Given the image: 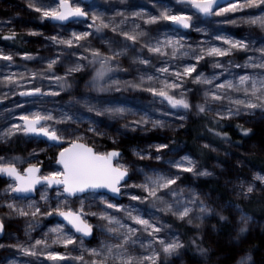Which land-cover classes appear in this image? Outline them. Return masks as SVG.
<instances>
[{
	"label": "snow or ice",
	"instance_id": "snow-or-ice-1",
	"mask_svg": "<svg viewBox=\"0 0 264 264\" xmlns=\"http://www.w3.org/2000/svg\"><path fill=\"white\" fill-rule=\"evenodd\" d=\"M119 2L125 7L116 8L111 15L100 11L98 5L86 4L85 0L30 2L29 7L40 13L41 19L64 22L70 18L79 21V18L90 17L91 23L87 25L89 30L72 31L67 38L59 35L49 37L54 44L67 46L68 50H73L72 55L77 56L76 61L67 66L63 75L56 74L54 70V66L61 61V56L57 55L47 61L46 69L4 72L3 68H0V85L7 87L12 95H17L14 89H19V96L31 98L25 103L36 104L45 97L59 96L60 92L72 89L73 83L69 82V78L92 67L93 74L85 82V87L97 93L119 92L121 89L129 88L146 91L152 94L154 100L159 99L162 105L166 102L175 110L164 112L165 116H176L181 111L187 113L193 107L189 100L192 89L186 86L188 80L205 86L203 101L195 105L199 113L212 111L213 104L223 105L224 101L228 102L227 107L215 110L218 120L238 116L241 112L251 113L256 109H264V36L253 37L249 34L243 38H236L217 30L214 40L222 43L203 40L193 46L187 43L185 35L163 23L168 21L183 29L195 28L197 32L207 33L206 27L197 26L201 16L221 17L227 13H240L235 18L225 17L217 23L232 25L245 23L264 30V0H228L224 7L220 6V0H177L178 4L188 5L195 10L191 13L175 10L168 0H149L157 8V14H152L143 7L129 11V0ZM144 25H158V28L153 33ZM104 29H111L122 39L112 37L105 39L102 35ZM16 35L14 31L10 32L5 39L14 38ZM96 35L105 39L106 51L91 45L88 38ZM137 44L140 45L139 49L136 48ZM80 48L84 51L75 50ZM144 49L159 57L162 61L161 66L156 68L155 72L138 68L136 79L121 80L118 74L127 70L121 68L120 60L130 52H134L131 56L134 64L154 67L151 56H144ZM239 51L253 54L246 56L243 63L229 59L225 65L218 59L230 57ZM22 55L25 59H33L27 52ZM206 57L213 59V68L222 71L210 76L198 71V65ZM185 58L195 62H186ZM0 60L9 62L4 66L8 69L15 63L13 55L5 54L3 51H0ZM97 65L99 67H96ZM233 67L244 71L242 74L232 72ZM225 73L231 78H225ZM29 76L31 79L27 78ZM44 80L55 83L59 91L51 87L45 89ZM33 81H38L39 86ZM25 84L31 86L24 87ZM232 93L241 95L234 96ZM7 95L8 93L0 95V100L6 99ZM76 104H82L88 113L94 112L97 117L108 115L113 120L123 119L126 115H137L140 111L125 106L115 98L83 96L76 98L75 103L69 102L56 109L59 115H54L52 109L43 108L22 112L18 117L20 123H13L0 130V141H8L17 133H23L35 138L45 137L46 142H50V147L60 148L56 160L61 166L60 170L49 171L46 174H41L42 162L28 163L27 167L21 170L18 164L25 163V158L0 156V175L10 178L3 191L12 194L5 201V205L11 212L33 218L26 234L32 231L33 225H40V217L48 218L55 214L63 218V222H57L49 227L43 237L36 239L34 243L29 245L20 242L11 247L19 249L20 254L24 256H44L52 261V264H168L169 258L178 255L185 245L179 235H174L168 230L169 226L159 222L158 212L170 213L180 220L187 219L189 224L193 223L195 216V219L202 223L206 215L213 210L200 199L195 189H189L186 195L185 189H177L175 186L181 179V172L202 176L211 173L206 169L197 172L196 161L190 155H185L179 160L167 161L171 167L178 170L177 173L138 168L137 173L142 176L141 181L129 184L128 180L132 179L130 166L125 163H114V160L121 157L117 149L98 152L94 147L82 142L86 133H94L97 136H103L105 133L99 129L100 121L90 115H84L79 109L73 111ZM17 107L23 108V105ZM178 118L183 120L186 117L180 115ZM85 120L89 121L86 132H81L79 127H71ZM149 123L153 128H157L164 127L166 121L154 118L149 111H143L139 119L126 122L122 127L135 129ZM119 131L117 129L118 133ZM242 131L247 135L250 129L242 128ZM217 134L227 137V133ZM65 141L68 142L67 147L63 146ZM154 147L157 152L155 159L160 161L162 157L159 153L169 146L159 143ZM133 154L141 160L151 156V153L138 149H133ZM29 158H34V154L30 153ZM255 180L264 182V175L257 173ZM254 188L255 185L249 183L244 189L245 194L252 193ZM131 189L141 191L137 194ZM52 190L56 193L54 197L50 195ZM37 191L40 192V201L47 207V211L43 210L40 202L34 198L29 199V195ZM124 196H128L129 203L118 202V198ZM17 199L28 202L26 205L18 206ZM53 199L57 201L54 207L51 204ZM77 200L79 208L73 209L71 204ZM146 203L150 208L145 207ZM93 204H96L98 211L89 210ZM151 209H158V212ZM91 218H97L99 223L93 224ZM221 219L226 217L221 215ZM240 219L243 226L239 231L243 233L251 217L242 214ZM96 229H99L101 239L95 246L90 247L85 241L96 239ZM4 230V221L0 219V233ZM192 243L196 244V240L193 239ZM40 245L43 247L38 248ZM52 245H63L65 251H57ZM196 249L205 257L209 251L199 244H196ZM77 251L79 254L73 255ZM250 260V257H244L239 264H248ZM9 264L18 262L10 260Z\"/></svg>",
	"mask_w": 264,
	"mask_h": 264
},
{
	"label": "rangeland",
	"instance_id": "rangeland-1",
	"mask_svg": "<svg viewBox=\"0 0 264 264\" xmlns=\"http://www.w3.org/2000/svg\"><path fill=\"white\" fill-rule=\"evenodd\" d=\"M33 0H0V51L5 54H12L15 61L10 69L4 67L9 62L0 60V68H3L4 72H25L28 70H39L47 68V61L49 59L55 58L57 55L61 56V61H58L57 65L54 66L56 74L63 75L67 69V66L74 63L77 56L72 55L73 50H68L65 45L54 44L49 37L54 35H59L67 38L71 35L72 31H85L89 30L87 25L91 23L90 17L84 20H70L68 22H55L51 19H41V14L36 12L33 8L29 7V3ZM170 6L175 10H184L186 12H193L194 9L190 8L185 4H178L177 0H168ZM86 4L98 5L100 11L106 12L107 15H111L116 8L123 9L125 5L120 4L119 0H90ZM140 7L145 8L152 14H157V8L149 2V0H129L128 10H137ZM91 11V10H90ZM247 11V10H245ZM240 13H227L225 16L217 17H200V23L197 25L204 26L207 28V33L197 32L195 28L193 29H181L180 27L173 25L171 22H163L168 25L169 28L175 29L182 35H185L187 43L195 46L203 40H213L214 43L220 44L222 42L215 41L214 37L217 34V30H222L228 35H232L236 38H243L251 34L253 37L264 36V30L256 26H249L245 23H240L236 25L232 24H221L217 21L228 18H235L239 16ZM142 23V22H141ZM145 28H149L155 33L158 25H144ZM163 30V29H161ZM15 32L17 35L11 39H5V36L10 32ZM94 31V29L92 30ZM31 33H36L35 35ZM104 38L112 37L115 39H122L116 33H113L111 29H104ZM105 39H102L100 35L90 36L88 40L91 45L96 48H100L102 51L107 50V45ZM83 43V42H82ZM258 46V45H257ZM137 49L140 45L137 44ZM76 51L83 52L82 48L75 49ZM29 53L33 59L28 60L23 58V53ZM145 57L151 56L152 64L154 67L148 68V66L137 65L132 62L131 56L134 52H130L128 56L122 57L120 60L121 68L126 69V72L119 73V78L121 80H132L136 79L138 76V68L140 70H148L155 72V69L160 67L162 61L159 57L148 53L147 49L143 50ZM252 52H235L233 55L227 58L221 59L225 65L229 59L235 61L236 63H243L246 56L252 55ZM186 62L189 58H185ZM96 67H99L97 65ZM94 69L89 67L83 73L73 74V77L69 78V82L73 83V87L70 90L60 92L59 96H48L44 100L32 104L25 103L26 100L31 98H26L19 96V89H14L17 95H12L7 87L0 85V95L8 93L7 98L0 100V130L9 127L13 123H20L18 117L22 112L35 111L38 108L52 109L54 110V115H59L55 110L67 105L69 102L75 103V99L83 96L89 97H110L115 98L120 103L127 107L140 110L137 115H126L123 119H111L108 115L97 117L96 114L88 113L87 109L83 107L82 104H76L73 111L79 109L84 115H90L97 121H100L99 129L103 131L105 135L97 136L94 133H86L82 142L89 144L94 147L98 152H107L109 150L117 149L121 151V157L116 160L115 163H125L130 166V174L132 179L128 180L129 184L133 182L139 183L142 176L137 173L138 168L148 169H158L165 172H170L175 174L178 172L177 169L171 167L167 163L168 160H179L185 155H190L197 164L196 171H204L205 169L211 173L208 176L195 175L189 172H181V179L177 182V189H185V194H188L189 189H195L199 193L200 199L204 201L209 208L213 211L206 215L203 222L195 219L193 216V223L189 224L187 219L180 220L176 216L170 213L158 212V209H151L152 211L158 212L159 222L164 223L174 235H179L183 241V237L179 233L178 229L174 226L175 222H186V224L195 228L200 232V235H194L193 237L200 241L203 239L202 233H209L214 235L217 239H220L226 245L233 247H241L246 240L256 236L264 240V219L256 218L249 213H247L240 205V201H246L252 198L255 194L264 197V182L255 180V175L259 173L264 175V171H261L257 166L249 163L246 157L253 152H258L264 155V144H260L257 138H248L231 140L229 137H222L220 144L215 143L209 139L200 138L198 143L203 147L209 149L215 156L209 160L210 166H203L199 164L197 158L189 151L182 141L177 140L178 136L182 132L184 126L186 125L189 114L183 111L179 112L176 116H165L164 112L175 111L170 108L165 102L163 105L160 103L159 99L153 98L151 93L141 90L134 89H121L119 92H106L97 93L93 89L85 87V82L88 81ZM198 71H202L205 75H212L215 72L222 71V69L213 68V59L206 57L204 61H201L198 65ZM243 69L232 68V72L243 73ZM249 71H252L249 69ZM31 79V77H27ZM225 78H231L227 73H225ZM34 84L39 86L38 81H33ZM31 85L25 84L24 87H29ZM188 88L192 89L189 94V100L193 107L190 109L199 114L195 105L203 101V89L204 85L194 84L191 80H188ZM44 87L47 89L51 87L55 91H59L55 83H50L44 80ZM138 93V94H135ZM234 96L241 95L239 93H232ZM228 102L224 101L223 105L220 103H215L212 105V111H208L205 114L210 121H228L236 129L237 132L245 134L243 129L258 130L260 133L264 134V109H256L253 112H241L238 116H233L229 118L219 119L216 115V109L221 107H227ZM17 105H23V108H18ZM156 109H161V111H156ZM143 111H149L154 118L164 119L166 124L164 127L153 128L151 123L137 127L135 129L129 127L124 129L122 126L126 122H131L135 119H139V116L143 114ZM184 115L186 118L181 120L178 117ZM89 126V121L85 120L83 123L76 125L73 124L71 127H79L81 132H86ZM59 127H65V125H59ZM119 129V133L117 132ZM46 138H35L31 135L26 136L23 133H17L8 141H0V156L13 157L20 156L25 158L26 162L23 164H18V167L22 170L27 167L28 163H40L42 173L46 174L49 171L60 170V167L56 164V156L60 151L59 147H50L49 143L46 142ZM159 143L168 144L167 149L161 150L159 153L162 157L160 161L155 159L157 155L154 145ZM68 142L65 141L63 146H67ZM151 146V147H150ZM44 149V151H40ZM133 149L141 150L145 153H151V156L141 160L139 157L133 154ZM33 153L34 158H29V154ZM237 167H242L243 170H238ZM201 179H215L223 186L230 199L221 197L219 194L211 192L203 186H199L197 182ZM10 182V179L2 177L0 175V219H3L5 224V230L0 238V264H9L10 260H16L18 264H52V261L47 260L44 256L32 257L24 256L20 254L19 249L11 247L16 243L23 242L24 244H32L36 239L43 237V234L48 230L49 227L53 226L57 222H62L59 220V216L53 215L52 217H40L41 223L39 226L33 225V229L30 233L26 234L29 223L33 221L31 216H20L5 205L12 194L4 193L6 185ZM243 182V183H242ZM249 183L255 185L254 191L250 194H245L244 189ZM43 189H40L42 191ZM131 191L139 194L140 189H131ZM51 196H55V190L50 192ZM34 198L43 206V202L40 201V192L37 191L34 197H29V199ZM27 200H16L18 206L26 205ZM118 202L121 204L129 203L128 196L120 197ZM57 201L52 200L51 204L53 207L56 205ZM91 203V201H90ZM99 201L96 202L98 204ZM136 203V202H133ZM96 204L89 209L90 211H98ZM73 209L79 208V201H75L71 204ZM145 207L150 208V205L145 204ZM27 210V209H26ZM43 210L47 211V207L43 206ZM198 211V209H197ZM11 213V214H9ZM251 217L248 220L246 230L241 233L239 229L243 226L241 221V215ZM221 215L226 217V219H221ZM93 224L99 223L97 218H91ZM146 235V234H145ZM99 239H101L99 229H96V239L86 240L85 243L88 246H95ZM49 243H51L49 241ZM184 243V241H183ZM196 244L199 242L196 241ZM196 244L194 248L196 249ZM201 246V245H200ZM42 248L43 246H37ZM203 247V246H201ZM52 248L64 252L65 248L63 245H52ZM72 246H69L71 250ZM139 251V249H138ZM197 251V249H196ZM198 252V251H197ZM79 251L73 253V255H78ZM249 253L241 252L237 260L232 264H239L242 258L246 257ZM251 254V253H250ZM252 256V254H251ZM87 258V257H86ZM168 264H203L200 262L189 263L182 252L179 251L178 255H174L169 258ZM248 264H260L252 256V259Z\"/></svg>",
	"mask_w": 264,
	"mask_h": 264
},
{
	"label": "trees",
	"instance_id": "trees-1",
	"mask_svg": "<svg viewBox=\"0 0 264 264\" xmlns=\"http://www.w3.org/2000/svg\"><path fill=\"white\" fill-rule=\"evenodd\" d=\"M138 94V93H135ZM189 118L177 140L182 141L189 151L197 158L199 164L210 166L209 160L215 156L209 149L200 145L197 141L200 138L209 139L217 144L222 141V135L217 133H227V137L231 140L238 138L244 139L257 138L260 144H264V134L258 130H250L247 135L237 132L238 129L228 121H210L204 113L195 114L188 111ZM249 163L257 166L261 171H264V155L258 152H253L246 157ZM238 170H243L242 167H237ZM199 186L207 188L211 192L219 194L221 197L230 199L226 189L220 185L215 179H201L197 182ZM241 207L250 215L264 219V197L255 194L252 198L246 201H240ZM174 226L178 229L183 237L184 248L182 252L189 263L200 262L203 264H232L237 260L238 255L242 252L251 253L253 258L260 264H264V240L256 236L246 240L241 247H233L226 245L220 239H217L212 234H203V239L196 240L193 236L199 234L192 226L186 222H175ZM193 239L200 243L201 246L208 249L207 256H202L194 248Z\"/></svg>",
	"mask_w": 264,
	"mask_h": 264
},
{
	"label": "water",
	"instance_id": "water-1",
	"mask_svg": "<svg viewBox=\"0 0 264 264\" xmlns=\"http://www.w3.org/2000/svg\"><path fill=\"white\" fill-rule=\"evenodd\" d=\"M90 0H85V2L87 3V2H89ZM226 2H228V0H220V6H224V5H226ZM195 11V10H194ZM79 19H81V20H84L85 18H79ZM70 20H74V19H71L70 18ZM69 20V21H70ZM55 22H58V21H55ZM65 22H68V21H64V22H62V23H65ZM176 26H178V27H180L181 29H183L181 26H179V25H176ZM45 138V137H44ZM47 139V138H46ZM68 146V145H67ZM67 146H65V147H67ZM95 149V148H94ZM109 151H111V150H109ZM119 151V150H118ZM120 153H121V151H119ZM59 153V152H58ZM58 153H57V156H56V160H57V157H58ZM116 162V160H114V163ZM57 164V163H56ZM57 166H59L60 168H61V166L60 165H58L57 164ZM2 177H5V178H8V177H6V176H3V175H1ZM8 179H10V178H8ZM36 195V193L35 194H31V195H29V197H34ZM119 199V198H118ZM59 220L60 221H62L63 222V218H61V217H59ZM2 234L3 233H0V238H1V236H2Z\"/></svg>",
	"mask_w": 264,
	"mask_h": 264
},
{
	"label": "clouds",
	"instance_id": "clouds-1",
	"mask_svg": "<svg viewBox=\"0 0 264 264\" xmlns=\"http://www.w3.org/2000/svg\"><path fill=\"white\" fill-rule=\"evenodd\" d=\"M246 257H250L251 259H252V256H251V254L249 253Z\"/></svg>",
	"mask_w": 264,
	"mask_h": 264
},
{
	"label": "flooded vegetation",
	"instance_id": "flooded-vegetation-1",
	"mask_svg": "<svg viewBox=\"0 0 264 264\" xmlns=\"http://www.w3.org/2000/svg\"><path fill=\"white\" fill-rule=\"evenodd\" d=\"M224 6H226V5H224ZM224 6H221V7H224Z\"/></svg>",
	"mask_w": 264,
	"mask_h": 264
}]
</instances>
